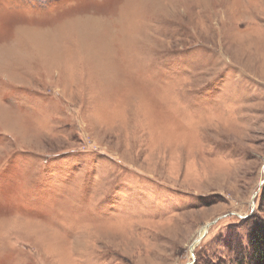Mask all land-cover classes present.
I'll list each match as a JSON object with an SVG mask.
<instances>
[{"label":"rangeland","instance_id":"1","mask_svg":"<svg viewBox=\"0 0 264 264\" xmlns=\"http://www.w3.org/2000/svg\"><path fill=\"white\" fill-rule=\"evenodd\" d=\"M245 1L0 0V264L247 262L264 4Z\"/></svg>","mask_w":264,"mask_h":264},{"label":"trees","instance_id":"2","mask_svg":"<svg viewBox=\"0 0 264 264\" xmlns=\"http://www.w3.org/2000/svg\"><path fill=\"white\" fill-rule=\"evenodd\" d=\"M257 224L249 234L250 253L248 260H241L240 264H264V219L256 217Z\"/></svg>","mask_w":264,"mask_h":264},{"label":"bare ground","instance_id":"3","mask_svg":"<svg viewBox=\"0 0 264 264\" xmlns=\"http://www.w3.org/2000/svg\"><path fill=\"white\" fill-rule=\"evenodd\" d=\"M247 1H248V3H249L250 0H247ZM247 1H245V2L247 3ZM245 2H244V3H245ZM257 2L261 3V5L264 4V0H257ZM254 3H255V2H254ZM254 3H253V4H254ZM249 4H250V3H249ZM246 5H247V4H246ZM243 6H244V5H243ZM237 7H238V6H237ZM263 7H264V6H263ZM245 8H246V7H245ZM245 8H244V9H245ZM237 9H238V8H237ZM244 9H243V10H244ZM235 10H236V9H235ZM238 11H239V10H238ZM259 13H261V11H260ZM261 17H262V16H261ZM259 18H260V16H259ZM262 19H263V17H262ZM260 20H261V19H260Z\"/></svg>","mask_w":264,"mask_h":264},{"label":"water","instance_id":"4","mask_svg":"<svg viewBox=\"0 0 264 264\" xmlns=\"http://www.w3.org/2000/svg\"><path fill=\"white\" fill-rule=\"evenodd\" d=\"M255 203V202H254Z\"/></svg>","mask_w":264,"mask_h":264}]
</instances>
